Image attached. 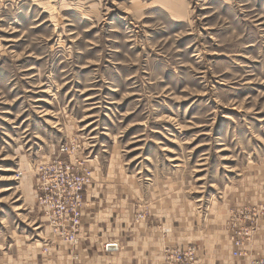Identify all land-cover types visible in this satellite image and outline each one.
I'll use <instances>...</instances> for the list:
<instances>
[{"label": "rangeland", "instance_id": "rangeland-1", "mask_svg": "<svg viewBox=\"0 0 264 264\" xmlns=\"http://www.w3.org/2000/svg\"><path fill=\"white\" fill-rule=\"evenodd\" d=\"M63 144L202 208L259 175L264 0H0V241Z\"/></svg>", "mask_w": 264, "mask_h": 264}, {"label": "crops", "instance_id": "crops-1", "mask_svg": "<svg viewBox=\"0 0 264 264\" xmlns=\"http://www.w3.org/2000/svg\"><path fill=\"white\" fill-rule=\"evenodd\" d=\"M94 178L85 195L77 244L62 241L44 250L41 237L47 232L40 228L32 192V228L7 243L0 241V264H164L167 246L190 244L197 248L196 264H260L264 259V212L258 214L241 256H234L231 238L234 211L264 206V170L228 185L204 208L176 200V193H160L118 165L98 164ZM108 243L118 247L107 249Z\"/></svg>", "mask_w": 264, "mask_h": 264}, {"label": "built area", "instance_id": "built-area-1", "mask_svg": "<svg viewBox=\"0 0 264 264\" xmlns=\"http://www.w3.org/2000/svg\"><path fill=\"white\" fill-rule=\"evenodd\" d=\"M77 146L63 144L59 155L36 166L37 181L34 189L37 208L50 228L44 250L59 242L77 244L82 228L85 195L94 182L93 170L84 165L77 156ZM63 154H67L64 157ZM262 208L244 207L234 211L231 218V238L234 256L243 254L244 242L255 229L256 219ZM144 214H140L143 217ZM245 221L246 225H238ZM118 243H108L107 249L117 248ZM196 246H168L165 248L164 264H196ZM264 264V259L260 261Z\"/></svg>", "mask_w": 264, "mask_h": 264}]
</instances>
